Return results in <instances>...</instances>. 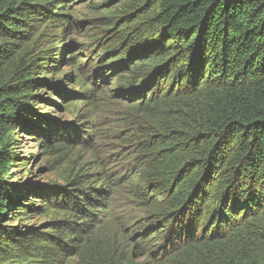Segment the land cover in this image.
<instances>
[{
	"label": "trees",
	"instance_id": "trees-1",
	"mask_svg": "<svg viewBox=\"0 0 264 264\" xmlns=\"http://www.w3.org/2000/svg\"><path fill=\"white\" fill-rule=\"evenodd\" d=\"M77 1L0 0V264H264V0H105L94 43L100 63L114 59L101 75L141 98L128 105L144 124L127 136L138 164L126 174L153 228L143 262L96 234L108 193L85 175L54 189L14 179L18 130L60 150L44 89L65 110L86 96L56 79Z\"/></svg>",
	"mask_w": 264,
	"mask_h": 264
},
{
	"label": "rangeland",
	"instance_id": "rangeland-1",
	"mask_svg": "<svg viewBox=\"0 0 264 264\" xmlns=\"http://www.w3.org/2000/svg\"><path fill=\"white\" fill-rule=\"evenodd\" d=\"M110 8L111 5L105 0H80L72 6L74 19L81 23V27H75L65 40V45L71 44L67 52V58L70 59L67 64L60 66L61 77L56 79L63 80L65 76L71 75L72 82H66V88L81 90L86 96L75 98V104L65 110V104L58 94L51 89H44V97L61 106L57 109L48 99L37 103L43 115L50 112L62 127L52 139L55 144L61 142L60 150L45 154L43 148L39 150L34 138L18 130L15 151L20 158L13 165L12 175L15 180H30L38 187L47 189L52 185H67L68 178L77 171L81 176L85 175L79 179V184L86 182L89 187L102 188L108 193V209L100 215L99 221L103 220L96 234L113 240L126 252L127 249L133 252V262L141 263L152 248L151 243H142L151 235L153 228L146 222V213L133 196L139 188L137 178L126 174L127 170L138 164L129 138L141 131L143 127L140 124H144L138 122L139 115L128 105L141 103V98H133L131 94L119 95L113 76H110L111 81L109 73L107 79L101 75L107 70L101 66L114 58L100 63L98 55L101 48L94 43L97 34L102 32L101 28H107L102 20L108 16ZM136 63L133 60L131 65ZM79 80L81 85L76 84ZM145 127L147 129L148 126L145 124ZM25 159L27 162L21 167ZM74 189L75 186L70 185L67 188ZM57 211L49 216L33 213L24 223L46 224L54 217H65L66 211ZM12 223H16V220Z\"/></svg>",
	"mask_w": 264,
	"mask_h": 264
},
{
	"label": "water",
	"instance_id": "water-1",
	"mask_svg": "<svg viewBox=\"0 0 264 264\" xmlns=\"http://www.w3.org/2000/svg\"><path fill=\"white\" fill-rule=\"evenodd\" d=\"M135 61V60H134Z\"/></svg>",
	"mask_w": 264,
	"mask_h": 264
}]
</instances>
